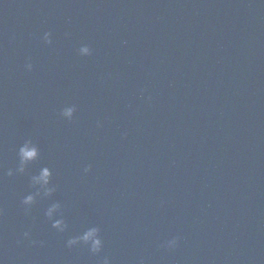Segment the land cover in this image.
I'll list each match as a JSON object with an SVG mask.
<instances>
[{"label": "water", "instance_id": "obj_1", "mask_svg": "<svg viewBox=\"0 0 264 264\" xmlns=\"http://www.w3.org/2000/svg\"><path fill=\"white\" fill-rule=\"evenodd\" d=\"M106 260L264 264V0H0V264Z\"/></svg>", "mask_w": 264, "mask_h": 264}, {"label": "clouds", "instance_id": "obj_2", "mask_svg": "<svg viewBox=\"0 0 264 264\" xmlns=\"http://www.w3.org/2000/svg\"><path fill=\"white\" fill-rule=\"evenodd\" d=\"M44 39L47 41L48 33H45ZM80 51L82 53H87L88 48L86 46L82 47ZM26 67L30 69L31 64L26 65ZM72 111H73L72 108H66L63 111V115L70 116ZM20 156H21L22 162L27 161V160H31L36 156V149L34 147L25 146V147L21 148ZM85 171H87V168L85 169ZM48 176H49L48 170L43 169L41 171V175L36 179H38L39 181H42L43 183L46 184ZM31 201H32V196L29 195L25 198L24 202L29 203ZM53 207H55V206H53ZM50 212H51V210H49V214H50ZM60 225H61V222L56 221V222H54L53 226L59 228ZM24 235L27 236L28 233H25ZM79 241H83L85 243H88L90 241V248H91L92 252H98L100 250L101 240L97 237V229H95V228L89 229L83 236L70 238L66 243L68 246H72L74 244H77ZM175 245H176V238H173V239L168 241V247L169 248L175 247ZM105 264H107V260L105 261Z\"/></svg>", "mask_w": 264, "mask_h": 264}]
</instances>
